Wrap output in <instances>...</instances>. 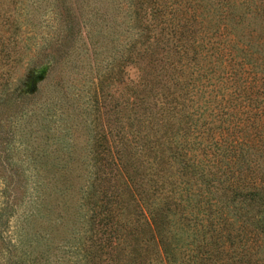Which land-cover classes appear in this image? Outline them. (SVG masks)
<instances>
[{
    "label": "trees",
    "instance_id": "obj_1",
    "mask_svg": "<svg viewBox=\"0 0 264 264\" xmlns=\"http://www.w3.org/2000/svg\"><path fill=\"white\" fill-rule=\"evenodd\" d=\"M69 261L264 264V0H0V264Z\"/></svg>",
    "mask_w": 264,
    "mask_h": 264
},
{
    "label": "rangeland",
    "instance_id": "obj_2",
    "mask_svg": "<svg viewBox=\"0 0 264 264\" xmlns=\"http://www.w3.org/2000/svg\"><path fill=\"white\" fill-rule=\"evenodd\" d=\"M42 5H44V4H42ZM44 9H47V6H44ZM39 10H40V11H36V14H37L38 17H42V15H41L40 12H43V7H41ZM244 17H245L244 19H245V23H246L247 20L249 19V14H248V13L244 14ZM219 23H220V29H222L223 22L221 23V21H219ZM224 23L226 24V20L224 21ZM217 24H218V23H217ZM250 26H251V27H254V24L252 23ZM247 31H248V29L245 28L244 31H242V32H243L244 34H247ZM42 34H44V33H37V35H36L37 38H39ZM252 34H253V36H254V38H255V37L257 36V31L253 32ZM27 35H28V34H27ZM240 39L247 41L246 38H245V37H242V36H240ZM37 42H38V40H37ZM33 46H34V45H33ZM33 46H32V49H33ZM36 48H37V47H36ZM37 50H38V48H37ZM41 58H42V55L39 56V57L33 56V58L31 59V61H29L28 58L25 57V59H24L23 62H22V66L18 68V69H19V70H18L19 73L14 77V82H13V83H14V86H12L13 88L16 87V85L18 84V82H19L20 79H24V75H25L27 69H29V67H31V65H33L34 63L39 62V60H41ZM46 69H47L46 66L43 67V68H42V72L45 73ZM45 75H46V74H45ZM50 75H51V76H50ZM54 75H56V70H55V72L49 74V77H47L46 79H44L43 81H41V82L37 85L38 88H39V92H42L43 97H44V96L51 97V95H53L54 91H53V88H52L50 85H48V82H50V81H48V79H49V78H52V76H54ZM32 81H35V80H32ZM34 83H35V82H34ZM229 83H230V82H229ZM35 84H36V83H35ZM49 84H50V83H49ZM11 91H12V90H11ZM229 109H230V108H229ZM9 111H10V110H6V111H5V114L9 113ZM203 117H205V116L203 115ZM221 118H222V117H221ZM221 118H220L219 120H218V118H216V119H214L213 122L210 123V127L212 128V130L214 129V127H215L216 125H218V126L220 125V129H221L222 127H225L226 123H225L224 121H223V123H222ZM201 119H202V118H201ZM217 130H219V128H218ZM71 259H72V260H75V259H73V257H71ZM72 260H70V261H72ZM70 261L68 262V264H71ZM78 263H79V262H78ZM78 263H77V264H78Z\"/></svg>",
    "mask_w": 264,
    "mask_h": 264
}]
</instances>
